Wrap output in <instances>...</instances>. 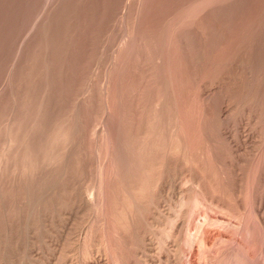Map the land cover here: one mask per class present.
Here are the masks:
<instances>
[{"label": "rangeland", "instance_id": "obj_1", "mask_svg": "<svg viewBox=\"0 0 264 264\" xmlns=\"http://www.w3.org/2000/svg\"><path fill=\"white\" fill-rule=\"evenodd\" d=\"M0 155V264H264V0H0Z\"/></svg>", "mask_w": 264, "mask_h": 264}, {"label": "bare ground", "instance_id": "obj_2", "mask_svg": "<svg viewBox=\"0 0 264 264\" xmlns=\"http://www.w3.org/2000/svg\"><path fill=\"white\" fill-rule=\"evenodd\" d=\"M186 38H187V36H186ZM189 40V39H188ZM181 42V41H180ZM178 44H179V42H178ZM188 46V45H187ZM195 46V45H194ZM183 48V47H182ZM178 49H179V47H178ZM191 50V49H190ZM196 53V52H195ZM183 54V53H182ZM204 54V53H203ZM194 55V54H193ZM197 55V54H196ZM245 55V54H244ZM186 56V55H185ZM198 57H200L199 55H198ZM202 57V56H201ZM208 58H209V55H208ZM241 59H239V61H238V66H239V68L241 67V66H243V65H246V61H245V58H242V57H240ZM248 58V57H247ZM211 59V58H210ZM198 60H200L199 58H198ZM206 60V59H205ZM185 61V60H184ZM198 62V61H197ZM200 62V61H199ZM209 62V61H208ZM237 62V61H236ZM205 63V62H204ZM201 64V63H200ZM203 64V63H202ZM211 64V63H210ZM236 64V65H237ZM197 65H199V64H196V66ZM205 65H206V63H205ZM208 65V64H207ZM206 65V66H207ZM202 66V65H201ZM231 66H232V64H231ZM199 67V66H198ZM244 67V66H243ZM202 68H203V66H202ZM201 69V68H200ZM238 69V68H237ZM249 69V68H248ZM251 69H252V67H251ZM255 69V68H254ZM199 70V69H198ZM200 71V70H199ZM236 71V70H235ZM239 71H241V70H239ZM238 71V72H239ZM230 72V71H229ZM228 72V73H229ZM226 74V73H225ZM232 74V73H231ZM237 76V75H236ZM238 77V76H237ZM237 77H236V79H237ZM244 77V76H243ZM245 78V77H244ZM250 79V78H249ZM224 80V79H223ZM252 80V79H251ZM225 81V80H224ZM223 81V82H224ZM227 81V80H226ZM236 81H238V80H236ZM241 81V80H240ZM246 81H247V79H246ZM241 83V82H240ZM240 83H239V85H240ZM237 84H238V82H237ZM237 84H236V86H237ZM204 85V84H203ZM229 85V84H228ZM231 85V84H230ZM244 85H246V84H244ZM246 86H248V85H246ZM245 86V87H246ZM209 87H211V86H208V88ZM204 88V87H203ZM202 88V89H203ZM231 88V87H230ZM241 88V87H240ZM254 88H256V87H254ZM229 89V88H228ZM238 89V88H237ZM236 89V90H237ZM247 89V88H246ZM245 89V90H246ZM257 89H258V87H257ZM201 90V89H200ZM199 90V91H200ZM206 90V89H205ZM209 90V89H208ZM234 90V89H233ZM241 90V89H240ZM255 90V89H254ZM237 91H239V90H237ZM244 91V90H243ZM247 91V90H246ZM245 91V92H246ZM249 91V90H248ZM167 92H168V90H167ZM241 92V91H240ZM240 92H238L239 94H240ZM214 93V92H213ZM167 94V93H166ZM165 94V95H166ZM220 94V93H219ZM231 94V93H230ZM232 94H234V93H232ZM236 94V93H235ZM243 95L242 96H244L245 95V93H242ZM247 94H249V93H246V95ZM168 95V94H167ZM204 95V94H203ZM214 95V94H213ZM216 95V94H215ZM222 95V94H221ZM251 95V94H250ZM219 96V95H218ZM231 96V95H230ZM216 97V96H215ZM221 97V96H220ZM223 97V96H222ZM221 97V98H222ZM229 97V96H228ZM245 97V96H244ZM247 97V96H246ZM253 97H254V95H253ZM166 98V97H165ZM217 98V97H216ZM219 98V97H218ZM218 98H217V100H218ZM239 98H241V97H239ZM156 99V98H155ZM162 99V98H161ZM169 99V98H168ZM199 99V98H198ZM214 98H212L211 97V95H206L205 94V100L202 98V100H204L205 101V104H206V110H205V112L207 111L209 114H211V115H213L215 112H216V108L218 107V105H217V103L216 104H214V101L215 100H213ZM226 99V98H225ZM252 99V98H251ZM164 100V99H163ZM166 100V99H165ZM234 100V99H233ZM243 100V99H242ZM157 101V100H156ZM160 101V100H159ZM158 101V102H159ZM227 101V100H226ZM247 101V100H246ZM158 102H156V103H158ZM168 102V101H167ZM225 102V101H224ZM154 103V102H153ZM159 103H161V101L159 102ZM158 103V104H159ZM163 103V102H162ZM220 103H222V102H220ZM240 103V102H239ZM164 104V103H163ZM228 104V103H227ZM246 104V103H245ZM156 105V104H155ZM161 105V104H160ZM217 105V106H216ZM220 105V104H219ZM226 105V104H225ZM157 107H158V105H156ZM155 106V107H156ZM204 106V105H203ZM223 106V104L222 105H220V107H219V109H218V112H216V120L215 121H218L219 123H220V121H222V119H221V117H223L222 116V114H226V115H228V109L227 108H223L222 107ZM228 106H230V105H227V107ZM246 106V105H245ZM111 107V106H110ZM162 107V106H161ZM151 108V107H150ZM109 109V108H108ZM161 109V108H160ZM160 109H158V110H160ZM242 109V108H241ZM114 110V109H113ZM151 110V109H150ZM171 110V109H170ZM202 110H203V108H202ZM243 110V109H242ZM155 112V111H154ZM204 112V111H203ZM236 112V111H235ZM150 113V112H149ZM159 113V112H158ZM157 114V113H156ZM160 114V113H159ZM174 114V113H173ZM232 114V113H231ZM158 115V114H157ZM225 115V116H226ZM52 116V115H51ZM209 116V115H208ZM230 116V115H229ZM228 116V117H229ZM54 117V116H53ZM103 117V116H102ZM107 117V116H106ZM116 117V116H115ZM206 117V116H205ZM227 117V118H228ZM157 118H159V117H157ZM156 118V119H157ZM161 118V120H162V116L160 117ZM212 118H213V116H212ZM105 119V118H104ZM167 119V118H166ZM171 119V118H170ZM206 119V118H205ZM210 119V118H209ZM111 120V119H110ZM133 120V119H132ZM166 121V120H165ZM224 121V120H223ZM61 122V121H60ZM108 122H110V121H108ZM112 122V121H111ZM156 122V121H155ZM163 122V121H162ZM217 122V124H219ZM228 122V121H227ZM57 123V122H56ZM58 123H59V121H58ZM151 124L152 123H154V122H150ZM159 123V122H158ZM130 124V123H129ZM149 124V123H148ZM162 124V123H161ZM224 124V123H223ZM60 125V124H59ZM66 125V124H65ZM160 125V124H159ZM158 125V126H159ZM164 124H162V126H163ZM214 125V124H213ZM221 125V124H220ZM219 125V126H220ZM9 126V125H8ZM61 126V125H60ZM63 126V125H62ZM62 126H61V128H62ZM100 126V125H99ZM98 126V127H99ZM153 126V125H152ZM162 126H160V127H162ZM218 126V127H219ZM54 127V126H53ZM71 127V126H70ZM147 127V126H146ZM156 127V126H155ZM166 127V126H165ZM224 127V126H223ZM8 128V127H7ZM50 128H51V126H50ZM58 128V127H57ZM106 128V127H105ZM164 128V127H163ZM65 129V128H64ZM158 129V128H157ZM174 129V128H173ZM221 129H222V127H221ZM220 129V130H221ZM9 130V129H8ZM54 130V129H53ZM60 130H62V129H60ZM97 130V129H96ZM103 130V129H102ZM110 130V129H109ZM130 130V129H129ZM158 130H160V129H158ZM162 130H164V129H162ZM161 130V131H162ZM176 130V129H175ZM10 131H11V129H10ZM112 131V130H111ZM168 131H169V129H168ZM205 131V130H204ZM7 132V131H6ZM57 132V131H56ZM63 132V131H62ZM106 132V131H105ZM108 132V131H107ZM106 132V133H107ZM130 132V131H129ZM165 132V131H164ZM207 132V131H206ZM50 133H51V131H50ZM96 133V132H95ZM113 133V132H112ZM128 133V132H127ZM156 134H157V132H155ZM158 133H159V131H158ZM162 133H163V131H162ZM7 133H5V135H6ZM53 134V133H52ZM51 134V135H52ZM59 134V136H62L60 133H58ZM58 134H57V138L56 139H58ZM64 134V133H63ZM68 134H69V132H68ZM163 134H165V133H163ZM56 134H54L53 136H55ZM65 136H66V134H64ZM70 135V134H69ZM72 135V134H71ZM97 135V134H96ZM102 135H104V134H102ZM154 135V134H153ZM159 135V134H158ZM157 135V136H158ZM112 136V135H111ZM110 136V137H111ZM163 136V135H162ZM107 137V136H106ZM135 137V136H134ZM153 137V136H152ZM152 137H151V139H152ZM130 138V137H129ZM135 138H137V137H135ZM158 138V137H157ZM165 138V137H164ZM171 138V137H170ZM169 138V139H170ZM7 139V138H6ZM52 139V140H51ZM50 140L53 142V137L51 138ZM56 139L54 140L56 143L54 144L55 146L54 147H56V144H60V143H57L58 142V140L59 141H61L62 140V137H59V139L56 141ZM61 139V140H60ZM153 139H154V137H153ZM172 139H174V137L172 138ZM8 140V139H7ZM49 140V141H50ZM66 140V139H65ZM65 140H63L62 142L64 143V141ZM99 140V139H98ZM108 140V139H107ZM159 140V139H158ZM160 140H162V139H160ZM166 140V139H165ZM127 141V140H126ZM149 141V140H148ZM171 141V140H170ZM9 142H10V140H9ZM9 142L7 143V144H9ZM51 142V144L50 145H53V143ZM61 142V143H62ZM100 142H102V141H100ZM104 142V141H103ZM106 142V141H105ZM108 142H109V140H108ZM114 142V141H113ZM147 142V141H146ZM155 142H156V140H155ZM160 142V141H159ZM169 142V141H168ZM181 142V141H180ZM179 142V143H180ZM6 143V142H5ZM66 143H68V142H66ZM65 143V144H66ZM117 143V142H116ZM154 143V142H153ZM162 143V142H161ZM166 143H167V141H166ZM176 143V142H175ZM47 144V143H46ZM64 144V145H65ZM131 144V143H130ZM155 144V143H154ZM165 144V143H164ZM177 144V143H176ZM71 145V144H70ZM117 145H120V144H117ZM129 145V144H128ZM131 145H133V143L131 144ZM156 145V144H155ZM158 145V144H157ZM161 146H162V144H160ZM168 145V144H167ZM167 145H165V146H167ZM8 146V145H7ZM62 146V145H61ZM73 146V145H72ZM127 146V145H126ZM159 146V145H158ZM11 147V146H10ZM50 147H52V146H50ZM60 147V146H59ZM63 147V146H62ZM65 147H66V145H65ZM131 147V146H130ZM136 147V146H135ZM143 147V146H142ZM157 147V146H156ZM53 148V147H52ZM58 148V147H57ZM64 148V147H63ZM71 148V147H70ZM124 148V147H123ZM159 148V150H160V146L158 147ZM157 148V149H158ZM162 148H164V147H162ZM174 148V147H173ZM49 149V148H48ZM56 149V148H55ZM66 149V148H65ZM110 149V148H109ZM114 149V148H113ZM167 149V148H166ZM4 150V149H3ZM5 150H6V148H5ZM58 150V149H57ZM68 150L69 151H71L69 148H68ZM133 150V149H132ZM174 150H176V149H174ZM10 151V150H9ZM47 151V150H46ZM59 151H61V149L59 150ZM64 151H66V150H64ZM63 151V152H64ZM117 151V150H116ZM123 151V150H122ZM164 151V150H163ZM167 151V150H166ZM48 152V151H47ZM117 152H119V151H117ZM121 152V151H120ZM53 153H54V151H53ZM58 153V152H57ZM115 153V152H114ZM127 153V152H126ZM158 153V152H157ZM170 153V152H169ZM10 154V153H9ZM51 154V153H50ZM50 154H48V156L50 155ZM131 154V153H130ZM134 154V153H133ZM143 154V153H142ZM141 154V155H142ZM145 154V153H144ZM174 154H176L175 152H174ZM177 154H178V152H177ZM8 155V154H7ZM57 155V154H56ZM163 155H165V154H163ZM183 155V154H182ZM51 156V155H50ZM52 156H55V155H52ZM51 156V157H52ZM127 156V155H126ZM0 157H1V155H0ZM47 157V156H46ZM61 157V156H60ZM59 157V158H60ZM133 157H136V156H133ZM173 157H175V156H173ZM178 157V156H177ZM3 158V157H2ZM6 158H8V157H6ZM50 158V157H49ZM54 158V157H53ZM52 158V159H53ZM58 158V159H59ZM123 158V157H122ZM187 158V157H186ZM46 160H47V158H45ZM51 159V160H52ZM56 159V158H55ZM110 159V158H109ZM126 159V158H125ZM124 159V160H125ZM140 159V158H139ZM178 159V158H177ZM184 159V158H183ZM143 160V159H142ZM160 160V159H159ZM165 160V159H164ZM4 161V160H3ZM53 161H54V159H53ZM52 161V162H53ZM112 161V160H111ZM126 161H127V159H126ZM135 161V160H134ZM161 161V160H160ZM179 161V160H178ZM187 161V160H186ZM189 161V160H188ZM192 161V160H191ZM46 162H48V161H46ZM60 162V161H59ZM112 162H114V161H112ZM121 162V161H120ZM130 162V161H129ZM128 162V163H129ZM3 163V162H2ZM36 163V162H35ZM109 163V162H108ZM126 163V162H125ZM130 163H132V162H130ZM50 164V163H49ZM52 164V163H51ZM120 163H118V165H119ZM124 164V163H123ZM0 165H2V164H0ZM46 165H47V163H46ZM53 165V164H52ZM112 165V164H111ZM125 165V164H124ZM128 165V164H127ZM133 165V164H132ZM131 165V166H132ZM135 165V164H134ZM3 166H4V163H3ZM115 166V165H114ZM136 166V165H135ZM127 167H129V166H127ZM157 167V166H156ZM111 168H113V167H111ZM115 168V167H114ZM125 168V167H124ZM132 168V167H131ZM145 168V167H144ZM144 168H143V171H144ZM154 168H155V166H154ZM153 168V169H154ZM161 168V167H160ZM53 169V168H52ZM129 169V168H128ZM48 170H49V168H48ZM130 170H132V169H130ZM155 170V169H154ZM51 171V170H50ZM139 171L140 172H143L142 171V168L141 169H139ZM158 171V170H157ZM195 171H196V169H195ZM127 172V171H126ZM134 172H136V171H134ZM140 172H139V175H136L137 174V172L136 173H134L135 175V177H132L131 175H129V174H127V176L129 175V176H131L132 178H128V181H126V183L128 184L127 185V188L125 189L126 190V192H127V194L125 193V195H126V198H125V201L123 202V201H121V203L123 202V206H125L126 205V209L123 207V208H120L121 209V214L119 213V215H120V218L122 217V218H125L126 220H123L124 222H121L120 223V229H121V234H123L124 235V232L123 231H125L126 230V228H128L129 227V221L130 220H128V219H130V217H129V215H130V213L132 212H130V210L132 209V208H136L135 210H141V208H142V210L143 209H145L146 207V205H148V203H146V205H145V202L147 201L146 200V198H147V196H146V194L148 193L149 194V191H153L154 190V192H155V189L159 186V178H158V176L156 177V175H154L153 173V171H152V168H151V172H153V173H146V171H144V173H146V174H140ZM149 172V171H148ZM118 173V172H117ZM123 173V172H122ZM130 173H132V171L130 172ZM31 174H33V173H31ZM104 174V173H103ZM107 174V173H106ZM106 174H104V176L106 175ZM157 174H158V172H157ZM108 175V174H107ZM103 176V177H104ZM38 177V176H37ZM44 177V176H43ZM48 177V176H47ZM56 177V176H55ZM58 177V176H57ZM100 177H102V176H100ZM113 177V176H112ZM33 178V177H32ZM42 178V177H41ZM46 178V177H45ZM52 178V177H51ZM37 179V178H36ZM54 179V178H53ZM58 179V178H57ZM60 179V178H59ZM100 179H102V178H100ZM109 179V178H108ZM111 179V178H110ZM114 179V178H113ZM117 179V178H116ZM121 179H122V177H121ZM31 180V179H30ZM51 180V179H50ZM56 180V179H55ZM120 180V179H119ZM34 181V180H33ZM42 181H44V180H42ZM100 181V180H99ZM106 181V180H105ZM32 182V181H31ZM30 182V183H31ZM41 182V181H40ZM46 182V181H45ZM104 182V181H103ZM115 182V181H114ZM121 182V181H120ZM195 182V181H194ZM106 183V182H105ZM123 183V182H122ZM100 184V183H99ZM109 184V183H108ZM158 184V185H157ZM195 184V183H194ZM42 185H45V184H43L42 183ZM66 185V184H65ZM105 185V184H104ZM47 186V185H46ZM123 186H125V185H123ZM121 187V186H120ZM212 187V186H211ZM210 187V188H211ZM43 188H44V186H43ZM47 188V187H46ZM56 188V187H55ZM54 188V189H55ZM111 188V187H110ZM114 188V187H113ZM118 188V187H117ZM63 189V188H62ZM65 189V188H64ZM114 189H116V186H115V188ZM194 189V188H193ZM40 190H42V189H40ZM39 190V188H38V192L40 191ZM119 190V189H118ZM54 191V190H53ZM109 191V190H108ZM123 191V190H122ZM73 192V191H72ZM112 192V191H111ZM36 193V192H35ZM47 193V192H46ZM50 193V192H49ZM53 193V192H52ZM62 193V192H61ZM61 193H60V195H61ZM117 193V192H116ZM122 193H124V191L122 192ZM115 194V193H114ZM147 194V195H148ZM152 194V193H151ZM160 194V193H159ZM51 195V194H50ZM119 195V194H118ZM124 195V196H125ZM156 195V194H155ZM157 195H158V193H157ZM91 196V197H90ZM115 196V195H114ZM154 196V195H153ZM152 196V198H154ZM159 196V195H158ZM73 197V196H72ZM47 198V197H46ZM123 198V199H124ZM156 198V197H155ZM53 199V198H52ZM82 199V198H81ZM215 199V198H214ZM84 201H86L90 206H92V207H97L98 205L96 204V200H94L93 199V197H92V195L90 194L89 195V197H87L86 198V200L85 199H83ZM121 200V199H120ZM149 200V199H148ZM49 201V200H48ZM47 201V202H48ZM51 201V200H50ZM81 201V200H80ZM216 201V200H215ZM126 202V204L124 205V203ZM36 203V202H35ZM38 203V202H37ZM57 203H58V201H57ZM86 203V204H87ZM120 203V202H119ZM155 203V202H154ZM51 204V203H50ZM87 204V205H88ZM120 205V204H119ZM122 205V204H121ZM120 205V206H121ZM149 206V205H148ZM153 206V205H152ZM219 206V205H218ZM217 206V207H218ZM150 207V206H149ZM148 208V207H147ZM36 209V208H35ZM39 209V208H38ZM41 209V208H40ZM91 209V208H90ZM149 209V208H148ZM134 210V209H133ZM152 210V209H151ZM143 211H145V210H143ZM156 211H157V209H156ZM155 211V212H156ZM39 212V211H38ZM43 212V211H42ZM91 212V211H90ZM136 212V211H135ZM141 212V211H140ZM147 212V211H146ZM138 213V212H137ZM138 214H140V213H138ZM147 214V213H146ZM149 214V213H148ZM152 214V213H151ZM157 214V213H156ZM14 215V214H13ZM145 215V214H144ZM153 215V214H152ZM130 216H132V215H130ZM138 216H140V215H138ZM143 216V215H142ZM129 217V218H128ZM132 217H134V216H132ZM141 217V216H140ZM145 217V216H144ZM155 217V216H154ZM8 218V217H7ZM139 219V218H138ZM144 219H146V218H144ZM165 219H167V218H165ZM165 219H164V221H165ZM132 220H133V218H132ZM168 220V219H167ZM172 220V219H171ZM88 222V221H87ZM86 222V223H87ZM141 222V221H140ZM148 222V221H147ZM170 222V221H169ZM172 222V221H171ZM170 222V223H171ZM8 223V222H7ZM159 223V222H158ZM136 224V223H135ZM150 224V223H149ZM148 224V225H149ZM154 224V223H153ZM140 225V224H139ZM138 225V226H139ZM145 225V224H144ZM152 225V224H151ZM150 225V226H151ZM158 225V224H157ZM156 225V226H157ZM131 226V225H130ZM132 226H134V225H132ZM154 226V225H153ZM84 227V226H83ZM100 227H102V226H100ZM140 227V226H139ZM145 227H146V225H145ZM155 227V226H154ZM151 228V227H150ZM149 228V229H150ZM162 228V227H161ZM148 229V228H147ZM87 230V229H86ZM91 230V229H90ZM136 230V229H135ZM152 230V229H151ZM150 230V231H151ZM155 230V229H154ZM165 230V229H164ZM146 231V230H145ZM89 232V231H88ZM142 232V231H141ZM155 232V231H154ZM158 232V231H157ZM163 232V231H162ZM135 233H137L136 231H135ZM156 233V232H155ZM167 233V232H166ZM165 233V234H166ZM86 234V233H85ZM158 234V233H157ZM82 235V234H81ZM80 236V235H79ZM86 236V235H85ZM162 236H163V234H162ZM167 236H168V234H167ZM144 237H145V234H144ZM161 237V236H160ZM165 237H166V235H165ZM79 238H81V237H79ZM151 238H152V236H151ZM162 238V237H161ZM155 239V238H154ZM76 240V239H75ZM84 240V239H83ZM86 240V239H85ZM85 240H84V242H85ZM161 240V239H160ZM158 241V240H157ZM159 242V241H158ZM84 244V243H83ZM77 248H79V247H77ZM77 250V249H76ZM89 250V249H88ZM98 250V249H97ZM107 251V250H106ZM89 253V252H88ZM86 255V254H85ZM92 255V254H91ZM90 255V256H91ZM69 257V256H68ZM71 257V256H70ZM87 257V256H86ZM88 257H89V254H88ZM60 258V257H59ZM85 258V257H84ZM91 258V257H90ZM74 259V258H73ZM76 259V258H75ZM79 258H77V260H78ZM88 259V258H87ZM67 260V259H66ZM91 260V259H90ZM63 262V261H62ZM85 262H87L86 260H85ZM64 263V262H63ZM82 263V262H81ZM86 264V263H85ZM89 264H93V263H90L89 262ZM95 264H97V263H95Z\"/></svg>", "mask_w": 264, "mask_h": 264}]
</instances>
